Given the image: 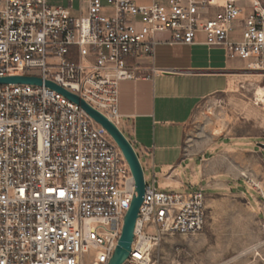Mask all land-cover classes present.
<instances>
[{
    "label": "built area",
    "instance_id": "2783aa9c",
    "mask_svg": "<svg viewBox=\"0 0 264 264\" xmlns=\"http://www.w3.org/2000/svg\"><path fill=\"white\" fill-rule=\"evenodd\" d=\"M74 1L0 0V77L42 79L0 84V264H107L135 195L114 138L47 80L121 130L120 84L144 60L153 66L159 33L172 45L203 36L227 58L264 69V0ZM134 149L146 189L123 264H153L164 236L203 231L208 206L202 188L159 190Z\"/></svg>",
    "mask_w": 264,
    "mask_h": 264
},
{
    "label": "rangeland",
    "instance_id": "374dc122",
    "mask_svg": "<svg viewBox=\"0 0 264 264\" xmlns=\"http://www.w3.org/2000/svg\"><path fill=\"white\" fill-rule=\"evenodd\" d=\"M48 2L68 5V0ZM74 6H79L78 0ZM213 55L224 57L223 52ZM242 67L226 71V88L200 102L184 135L186 150L203 155L205 172L212 174L209 178L228 177L234 168L240 183L224 190L203 189L208 206L203 231L193 236H164L153 252V264H264V155L260 145L264 144V100L258 95L264 88V71L249 69L247 64ZM223 136L239 141V145L252 142V147L261 150V158L246 154L244 161L238 160L240 166H221L224 151L216 147V139ZM141 159L150 181L153 174L146 165L147 156L141 155ZM156 180L159 189L172 190L162 188L159 178Z\"/></svg>",
    "mask_w": 264,
    "mask_h": 264
},
{
    "label": "crops",
    "instance_id": "0c3cea01",
    "mask_svg": "<svg viewBox=\"0 0 264 264\" xmlns=\"http://www.w3.org/2000/svg\"><path fill=\"white\" fill-rule=\"evenodd\" d=\"M235 29L230 36L233 41L240 38L238 25ZM155 39L158 43L153 66L149 65V60H144L145 65L137 78L120 84L122 132L140 156H147L146 165L152 169L155 179L159 178L162 188L176 191L200 187L212 191L236 187L240 176L231 166L242 165L238 160L244 161L246 154L261 158V150L252 147V142L239 145V141L226 136L218 137L216 147L224 151L219 161L221 166L231 167L232 173L214 179L209 178L212 174L205 172L203 155L186 150L184 135L186 124L200 102L226 88V71L244 69L242 65L246 63L227 58L223 47L203 44V36L191 45L169 44L168 33H159ZM215 52H223L224 57H214Z\"/></svg>",
    "mask_w": 264,
    "mask_h": 264
},
{
    "label": "water",
    "instance_id": "95a60500",
    "mask_svg": "<svg viewBox=\"0 0 264 264\" xmlns=\"http://www.w3.org/2000/svg\"><path fill=\"white\" fill-rule=\"evenodd\" d=\"M9 83H19V84H36L41 85L42 79L36 76H6L0 77V84H9ZM46 86L51 87L52 89L57 90L58 92L65 95L71 101L78 103L81 107L97 122H99L114 138V140L119 145L122 150L126 160L129 163L131 171L135 180V195L133 196L131 206L127 211L124 218V226L122 230L121 237L118 241V245L110 258L107 264H123L124 261L129 257L131 252L132 242L134 240V232L136 228V222L139 217L140 207L144 200L145 194V178L144 170L141 166L138 155L135 152V149L132 143L128 140L125 134L116 126L114 122L109 120L105 115H103L98 110L90 106L83 98H80L78 95L66 90L62 86L47 80L45 82ZM263 149L264 155V144H260Z\"/></svg>",
    "mask_w": 264,
    "mask_h": 264
},
{
    "label": "bare ground",
    "instance_id": "6f19581e",
    "mask_svg": "<svg viewBox=\"0 0 264 264\" xmlns=\"http://www.w3.org/2000/svg\"><path fill=\"white\" fill-rule=\"evenodd\" d=\"M260 71L261 70H263L264 71V69H259ZM260 73V72H259ZM263 74H264V72H262ZM258 94V93H257ZM259 98L261 99V100H264V88L263 89H260L259 90Z\"/></svg>",
    "mask_w": 264,
    "mask_h": 264
}]
</instances>
